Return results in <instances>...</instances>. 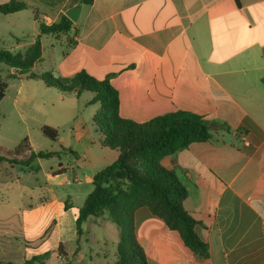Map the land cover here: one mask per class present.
I'll return each mask as SVG.
<instances>
[{
    "label": "crops",
    "instance_id": "crops-1",
    "mask_svg": "<svg viewBox=\"0 0 264 264\" xmlns=\"http://www.w3.org/2000/svg\"><path fill=\"white\" fill-rule=\"evenodd\" d=\"M1 1L29 4L46 25L80 4ZM73 24L67 35L41 36L36 66L49 57L40 74L68 78L86 72L108 80L119 93L121 117L138 124L189 112L211 125V140L162 160L187 190L183 208L197 222L209 257L199 259L143 206L134 224L148 264H264V0H93ZM46 88L58 94L63 120L53 128L58 152H65L55 157L57 167L35 161L43 168L35 179L21 166L0 167V262L24 264L51 252L47 264H83L88 225L115 224L106 216L90 218L76 252L79 209L93 190L94 175L119 153L104 145L94 121L100 107L92 103L94 93ZM60 245L64 255L57 252Z\"/></svg>",
    "mask_w": 264,
    "mask_h": 264
},
{
    "label": "trees",
    "instance_id": "trees-1",
    "mask_svg": "<svg viewBox=\"0 0 264 264\" xmlns=\"http://www.w3.org/2000/svg\"><path fill=\"white\" fill-rule=\"evenodd\" d=\"M92 3L93 0H80L83 5ZM29 9L34 12L39 35L24 53L0 49V72L3 65L18 70V73L5 78L0 75V100L5 97L8 80L21 75H25L27 79L42 80L47 87H53L62 93L75 92L79 96L84 92H92L95 94L92 103L100 106L94 121L105 136L104 145L119 153L113 164L94 175L93 190L79 209L76 220V252L79 251L80 238L84 234V224L90 218L106 216L122 231L114 264H148L134 224L136 210L146 206L170 230L177 232L185 247L199 259L208 258L209 246L197 234V222L183 208L187 190L179 177L162 165V160L192 143L211 140L213 135L210 122L203 116L178 112L138 124L121 117L119 93L108 80L97 81L86 72L57 79L50 72L40 75L32 73L43 54L41 36L67 35L74 24L67 16H62L59 21L46 25L36 9L19 1L0 4V15H11ZM41 131L52 141H58L57 129L45 126ZM62 152H34L25 138L13 151L0 147V167L9 165L29 168L37 160L60 157ZM50 229L42 238L46 237ZM57 252L65 254L62 245ZM51 254L47 252L35 256L24 264H47ZM0 264L14 263L7 261Z\"/></svg>",
    "mask_w": 264,
    "mask_h": 264
},
{
    "label": "rangeland",
    "instance_id": "rangeland-1",
    "mask_svg": "<svg viewBox=\"0 0 264 264\" xmlns=\"http://www.w3.org/2000/svg\"><path fill=\"white\" fill-rule=\"evenodd\" d=\"M5 3L9 2L0 0V4ZM37 31L38 25L34 22V13L31 10L19 14L0 15V49L24 53L28 49V42L33 41L38 35ZM65 39L73 42L69 36ZM45 44L48 47L49 43L45 42ZM48 57L49 54L46 55L43 63L32 69V73H42L43 68L48 67ZM16 73L18 70L15 68L4 65L1 67L0 75L4 78ZM58 101L57 92L46 88L43 81L27 79L25 75L9 79L5 97L0 100V147L6 151H13L23 139L27 138L37 151H60L57 141L47 138L41 131L43 127L53 128V124L63 120ZM41 162L43 168L51 165L57 167L59 159H46ZM43 168L36 162L30 169L24 168V170H27V173L32 171L34 173L32 177L35 179L37 174H42ZM1 178L3 176L0 173V183L4 185ZM92 189L93 186H90V190ZM82 202L80 198L75 199V204L78 206H81ZM92 219L97 220V218ZM113 225L101 228L93 223L88 225L90 242L82 244L83 264H114L122 231L117 224ZM102 235L110 240L108 242L100 240Z\"/></svg>",
    "mask_w": 264,
    "mask_h": 264
},
{
    "label": "water",
    "instance_id": "water-1",
    "mask_svg": "<svg viewBox=\"0 0 264 264\" xmlns=\"http://www.w3.org/2000/svg\"><path fill=\"white\" fill-rule=\"evenodd\" d=\"M83 5L79 4L75 7H72L66 12L67 17L74 23H76L79 20L81 11H82Z\"/></svg>",
    "mask_w": 264,
    "mask_h": 264
}]
</instances>
